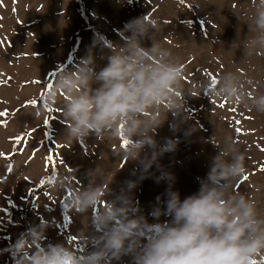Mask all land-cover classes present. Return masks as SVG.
<instances>
[{"label":"rangeland","instance_id":"obj_1","mask_svg":"<svg viewBox=\"0 0 264 264\" xmlns=\"http://www.w3.org/2000/svg\"><path fill=\"white\" fill-rule=\"evenodd\" d=\"M250 9V0H0V114L6 113L0 115V264H17L11 245L21 233L42 223L49 225L43 244L66 240L78 249L86 246L81 235L88 231V217L66 206L72 188L53 190L58 173H74L72 183L78 188L87 184L85 172L99 164L108 173L105 187L116 191L125 180L137 178L132 175L135 163L114 156L123 140L66 139L63 92L52 105L60 108L62 120L48 107L46 114H38L57 73L75 67L89 54L102 66L106 45L122 41L128 21L147 16L157 22L152 41L183 64L186 88L237 71L253 81L250 91L264 92V56L244 58L240 48L249 35ZM144 43L150 46L151 40ZM186 108L187 124L176 130V118L169 114L155 133L161 144L166 138L178 140L176 150L159 161L174 174V190L181 198L196 192L197 178L206 175L216 155L213 144L232 136L243 142L247 169L237 190L264 209V114L196 90L186 97ZM189 126L196 130L186 135ZM151 171L154 175L133 193L145 215L167 187L166 182H156L159 171L155 167ZM256 264H264V257Z\"/></svg>","mask_w":264,"mask_h":264},{"label":"clouds","instance_id":"obj_2","mask_svg":"<svg viewBox=\"0 0 264 264\" xmlns=\"http://www.w3.org/2000/svg\"><path fill=\"white\" fill-rule=\"evenodd\" d=\"M250 3L249 35L240 45L244 58L264 56V0ZM156 28L157 22L147 16L133 18L122 30V41L106 45L102 66L89 54L57 73L38 114H46L45 108L63 92L66 139L123 140L114 156L135 163L132 175L137 178L125 180L116 191L105 187L108 173L99 164L85 172L87 184L78 188L72 183L74 173H58L53 190L72 188L66 206L88 217V231L81 235L86 246L78 249L66 240L43 244L49 225H34L11 245L17 264H255L264 257V209L237 190L247 178L243 142L228 136L213 144L217 152L206 175L197 178L198 190L181 198L173 188L174 174L159 162L176 150L178 140L166 138L161 144L155 139L169 114L176 118V130L188 123L186 97L194 90L258 114H264V92L250 91L253 81L237 71L186 88L183 64L152 41ZM195 130L189 126L185 134ZM153 167L160 173L156 182L167 187L145 215L133 193L154 175Z\"/></svg>","mask_w":264,"mask_h":264},{"label":"crops","instance_id":"obj_3","mask_svg":"<svg viewBox=\"0 0 264 264\" xmlns=\"http://www.w3.org/2000/svg\"><path fill=\"white\" fill-rule=\"evenodd\" d=\"M103 40H104V39H103ZM45 90H46V88H45ZM30 101H32V100H30ZM33 102H35V100H33ZM48 108H49L50 112H52V113H54V114L56 113V114L59 115V117H58L59 119H58V120H62V119L60 118V110H59L60 108H57V107L54 108L53 106H50V107H48ZM48 108H47V107L45 108V111H46V112H48ZM55 109H56V110H55ZM58 110H59V111H58ZM48 120H49V119H48Z\"/></svg>","mask_w":264,"mask_h":264},{"label":"trees","instance_id":"obj_4","mask_svg":"<svg viewBox=\"0 0 264 264\" xmlns=\"http://www.w3.org/2000/svg\"><path fill=\"white\" fill-rule=\"evenodd\" d=\"M81 12H83V11L81 10ZM81 14L84 16L83 13H81ZM84 20H85V22H86V17H84ZM86 25H87V23H86ZM86 27H87V29H89L90 31H92V33H94L95 35H97V36H99L100 38H102V36L99 34V32L93 30V29L90 28L88 25H87ZM102 39H103V38H102ZM2 254H3V251L0 252V255H2Z\"/></svg>","mask_w":264,"mask_h":264},{"label":"snow or ice","instance_id":"obj_5","mask_svg":"<svg viewBox=\"0 0 264 264\" xmlns=\"http://www.w3.org/2000/svg\"><path fill=\"white\" fill-rule=\"evenodd\" d=\"M6 114V113H5ZM5 114H0V115H5ZM126 143V142H125ZM255 264H256V262H255Z\"/></svg>","mask_w":264,"mask_h":264}]
</instances>
